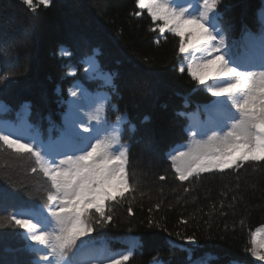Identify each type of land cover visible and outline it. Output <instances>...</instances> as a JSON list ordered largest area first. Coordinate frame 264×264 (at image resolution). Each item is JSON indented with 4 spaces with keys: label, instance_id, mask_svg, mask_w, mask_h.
I'll list each match as a JSON object with an SVG mask.
<instances>
[{
    "label": "trees",
    "instance_id": "obj_1",
    "mask_svg": "<svg viewBox=\"0 0 264 264\" xmlns=\"http://www.w3.org/2000/svg\"><path fill=\"white\" fill-rule=\"evenodd\" d=\"M163 2L188 5L185 0ZM198 7L196 2L192 10ZM217 10L229 41L260 34L264 27V0H219ZM162 26L163 21H153L147 9L137 7V0H49L47 5L32 0L31 7L23 0H0V106L5 109L0 120L27 119L43 141L57 140L70 90L110 95L119 112L106 105L103 115L109 123L126 115L121 125L122 143L129 146L126 168L138 187L125 193L134 197L130 205L117 197L121 204L102 230L101 242L120 251L128 247L125 238L134 237L139 247L128 264L156 259L163 264H264L250 251L253 239L264 242V162L200 173L199 179L177 178L171 154L188 151L192 139L186 129L205 119L203 106L216 98L193 91L196 83L179 71V38L167 30L159 33ZM91 58L117 74L114 95L86 72ZM71 69L74 75L68 74ZM32 163L5 146L0 188L24 204L38 205L45 178L31 172ZM149 220L159 227L149 228ZM176 233L195 234L198 246ZM169 240L183 247L173 248ZM26 244L22 230L0 228V264H29L33 256Z\"/></svg>",
    "mask_w": 264,
    "mask_h": 264
},
{
    "label": "snow or ice",
    "instance_id": "obj_2",
    "mask_svg": "<svg viewBox=\"0 0 264 264\" xmlns=\"http://www.w3.org/2000/svg\"><path fill=\"white\" fill-rule=\"evenodd\" d=\"M23 2L32 6V0ZM39 2L47 5L49 0ZM196 2L198 9L190 11L191 4L137 0V7L147 9L153 21H163L159 33L167 30L179 38V71H186L196 83L193 91L204 90L216 98L203 106L205 119L186 129L192 139L188 151L177 149L171 154L180 181L199 179L200 173L214 170L241 168L248 162H264V27L260 35L249 32L240 42L229 41L220 23L219 0ZM89 64L86 72L114 95L117 74L104 70L94 58ZM70 96L56 141H43L27 119L15 123L0 120V151L6 146L18 157L31 159V172L45 178L44 188L37 192L42 201L38 205L24 204L14 193L0 188V228L22 230L23 238L30 242L26 250L33 256L29 264H128L139 247L134 237L125 238L128 247L120 251L101 242L106 235L102 230L113 222V213L121 204L117 197L130 205L134 197L125 193H134L138 187L126 168L129 146L122 143L121 127L126 115L109 123L103 115L105 106L119 112L110 95L90 97L73 89ZM4 110L0 106V115ZM159 178L165 179L163 175ZM10 207L15 211L9 212ZM127 211L132 214L131 206ZM148 227L159 224L149 220ZM175 235L198 246L195 234ZM168 243L173 248L183 247L172 240ZM252 244V255L264 261V242L253 239ZM153 264L163 262L156 259Z\"/></svg>",
    "mask_w": 264,
    "mask_h": 264
},
{
    "label": "rangeland",
    "instance_id": "obj_3",
    "mask_svg": "<svg viewBox=\"0 0 264 264\" xmlns=\"http://www.w3.org/2000/svg\"><path fill=\"white\" fill-rule=\"evenodd\" d=\"M258 243V242H257Z\"/></svg>",
    "mask_w": 264,
    "mask_h": 264
}]
</instances>
